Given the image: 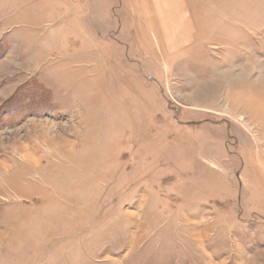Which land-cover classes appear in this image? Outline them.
Listing matches in <instances>:
<instances>
[{
	"label": "rangeland",
	"instance_id": "1",
	"mask_svg": "<svg viewBox=\"0 0 264 264\" xmlns=\"http://www.w3.org/2000/svg\"><path fill=\"white\" fill-rule=\"evenodd\" d=\"M0 264H264V0H0Z\"/></svg>",
	"mask_w": 264,
	"mask_h": 264
}]
</instances>
